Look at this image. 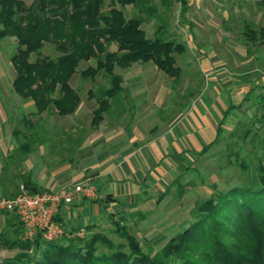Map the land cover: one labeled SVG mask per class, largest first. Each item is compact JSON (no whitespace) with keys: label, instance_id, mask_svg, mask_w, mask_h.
Masks as SVG:
<instances>
[{"label":"crops","instance_id":"0c3cea01","mask_svg":"<svg viewBox=\"0 0 264 264\" xmlns=\"http://www.w3.org/2000/svg\"><path fill=\"white\" fill-rule=\"evenodd\" d=\"M145 1L154 8L153 12L138 13L134 4L121 9L126 19L140 16V29L146 38L151 39L160 24L165 26L162 18L168 17L171 3L180 29L172 39L184 47L178 56L183 63L176 65L186 79L182 81L185 94H179L175 104L172 102L177 88H172L170 79L150 61L132 63L125 69L115 67L114 73L121 77L122 91L110 101L100 122L91 125L95 94L107 86V83L96 84L93 88L92 80L78 75L93 65L91 59L84 61L85 67L76 70L68 82L79 98L73 113L32 116L30 99H21L12 90L14 71L9 55L5 57L11 68H6L8 77L0 80V177L16 147L15 130L19 129L20 141L33 142L23 161L15 164L16 169L13 170L14 165L8 169L7 178L21 172L40 190L76 183L83 187L92 185V196L81 193L71 204L58 208L56 219L67 235L70 232L72 236L85 235L87 228H110L116 220H142L157 211L160 213L173 182L188 172L202 148L214 140L217 128H223L241 104V94L234 88L241 84L234 86L230 80H218L220 75L226 77L222 72L225 69L209 48L208 34L203 42H193L194 37L204 33V26L225 24L224 3L221 0ZM152 15L162 23H156L155 30L148 35L145 28L151 25ZM14 43L13 37H2L0 54ZM77 76L82 79L78 86L72 84ZM173 107L178 109L169 117ZM24 116L38 123L39 128L30 131L21 127L19 122ZM17 124L19 127H15ZM3 184L9 190L14 185Z\"/></svg>","mask_w":264,"mask_h":264},{"label":"trees","instance_id":"16d2710c","mask_svg":"<svg viewBox=\"0 0 264 264\" xmlns=\"http://www.w3.org/2000/svg\"><path fill=\"white\" fill-rule=\"evenodd\" d=\"M127 4H134L138 13L154 11L145 0H110L107 10H102L103 0H30L28 4L25 0H0V39H15L14 51L9 56L14 71L12 90L21 99H30L33 111L29 115L65 116L77 109L79 98L68 82L80 61L94 60L92 66L78 72L82 79L93 80L101 73L107 83L95 94L96 106L90 121L93 126L122 91L115 67L125 69L132 63L150 61L172 83L177 81L180 69L175 55L182 53L184 47L160 35L162 24L151 39L146 38L140 29V16L124 17L121 8ZM260 6L264 10V0H260ZM258 34L259 38L264 37L261 29ZM244 37L251 42L257 38L248 27ZM45 43L51 44L57 55L30 60V54H38ZM110 44L115 46L113 50L107 49ZM261 90L253 101L263 112L251 125L264 122V86ZM19 124L30 131L39 128L26 116ZM15 131L16 147L2 168L0 192L13 195L20 185L29 193L40 192L28 175L14 172L10 178L6 176L11 166L23 161L33 142L20 141V130ZM222 131L221 126L217 128L214 140L202 148L200 155L217 142ZM241 163L237 166L244 169L246 165ZM253 170V180L195 201L187 223L159 248L148 245L142 249L133 236L124 232L125 227L120 224L123 220L112 223V233L120 241L110 252L95 246V242H101L111 247L97 232L82 238L70 236V232L53 241H44L36 234L21 241L22 226L16 216L0 212L6 215L0 243L6 249L18 251L11 258L0 260V264H264V157L257 158ZM3 182L14 184L10 192ZM54 219L57 221L56 215Z\"/></svg>","mask_w":264,"mask_h":264},{"label":"rangeland","instance_id":"374dc122","mask_svg":"<svg viewBox=\"0 0 264 264\" xmlns=\"http://www.w3.org/2000/svg\"><path fill=\"white\" fill-rule=\"evenodd\" d=\"M221 1L224 3V14L227 15L225 24L218 27L204 26L202 29L204 33L194 37L193 42L196 44H199L200 41L203 42L206 39L204 37L208 34L210 38L209 48L219 58L221 68L225 69L222 72L226 77L223 78V75H220L218 80H220L219 82L230 80L234 86L241 84V86L234 87L241 94V104L234 111L230 121L223 124V131L217 142L206 153L199 155L188 172L174 182V186L169 190L168 200L162 205L160 213L157 211L142 220L133 218L120 223L125 227L124 232L133 236L142 249H145L148 245L159 248L169 237L180 231L189 220L195 201L204 200L216 191H224L229 187L242 185L247 179L253 180L255 161L257 158L263 160L264 157V122L251 125V122L255 118H259L263 112L254 104L253 96L261 93V87L264 86V37L259 38L258 34L259 29L264 34V10L260 7V0ZM29 2L30 0H25L26 4ZM107 2L108 0H103V4L106 5H103L102 10L107 7ZM169 6L170 11L168 14L166 13L168 17L165 15V18H162L166 24L163 26L160 35L164 39L175 38L174 34L180 32V29L177 28V21L172 14V3ZM153 14L155 15V13ZM127 15L125 13L126 17ZM155 17L153 16L151 25L145 28L148 35L155 30L156 23H162ZM247 27L255 32L257 36L255 42H251L244 37V31ZM14 48L15 43L9 50L0 54V80H5L9 75L6 68L10 66L7 64L5 57L7 54L10 56ZM107 49L113 50L114 45L110 44ZM56 55L53 46L45 43L38 54H30V60L36 57L54 58ZM178 56H176L175 62L181 65L183 62ZM92 61L94 64L93 59ZM84 67L85 62L80 61L76 66V70ZM11 75H13L12 72ZM185 79V76L181 74L179 81L173 83L169 81V84L178 90L172 104L177 103L179 94H185L182 90ZM81 81L82 79L77 76L72 80V84L76 83V86H78ZM91 82L93 88L96 84H106L102 74L96 75ZM178 87L180 88L178 89ZM249 92L251 94L246 95L247 99H245L244 95ZM177 109L178 107H173L169 117ZM258 126H260L259 129H257ZM15 127H19V125L17 124ZM240 161L246 165L244 169L237 166ZM7 190L8 192L11 191L8 188ZM5 217V214L0 213V233L5 232ZM93 232H97L111 243V247H107L101 242H95V246L104 252L114 250V246L120 241L112 233L111 227L94 229L85 235L74 237L90 236ZM21 235L22 230L19 239L23 241ZM17 252V248L6 249L0 243V260L11 258Z\"/></svg>","mask_w":264,"mask_h":264},{"label":"built area","instance_id":"2783aa9c","mask_svg":"<svg viewBox=\"0 0 264 264\" xmlns=\"http://www.w3.org/2000/svg\"><path fill=\"white\" fill-rule=\"evenodd\" d=\"M81 193L92 196L94 188L90 184L83 187L81 183H76L29 193L20 185L13 195H3L0 192V212L16 216L22 226L23 241L32 239L36 234L44 241H53L67 235L54 219L58 208L71 204Z\"/></svg>","mask_w":264,"mask_h":264}]
</instances>
